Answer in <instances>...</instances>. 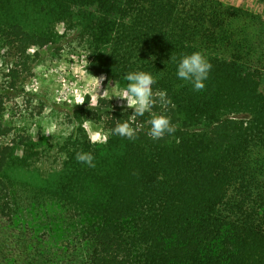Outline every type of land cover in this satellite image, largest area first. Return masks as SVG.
Masks as SVG:
<instances>
[{
  "label": "trees",
  "instance_id": "trees-1",
  "mask_svg": "<svg viewBox=\"0 0 264 264\" xmlns=\"http://www.w3.org/2000/svg\"><path fill=\"white\" fill-rule=\"evenodd\" d=\"M63 41L108 86L152 73L151 111L176 131L152 140L151 113L88 97L53 141L0 122V264H264V17L220 0H0L9 91ZM193 51L212 65L199 92L168 60ZM117 119L135 140L89 142L85 121L108 134Z\"/></svg>",
  "mask_w": 264,
  "mask_h": 264
},
{
  "label": "rangeland",
  "instance_id": "rangeland-1",
  "mask_svg": "<svg viewBox=\"0 0 264 264\" xmlns=\"http://www.w3.org/2000/svg\"><path fill=\"white\" fill-rule=\"evenodd\" d=\"M226 5L240 7L264 17V2L259 0H220ZM60 34L63 32L59 29ZM68 42V41H67ZM63 41L56 52L54 48L38 51V57L29 65V71L23 73L17 83V91L8 90L7 70L12 64L8 58H0V122L12 129V134L30 135L36 142L42 136L50 137L49 141L64 137V133L71 131L70 119L74 113V106L69 101V89L89 88L92 76L83 65L86 64V52L74 49ZM116 86H108L102 82L98 98L109 99ZM119 87V86H118ZM122 88V87H121ZM97 98V99H98ZM113 106L120 107L123 101L117 98L109 99ZM131 109V108H129ZM72 121V120H71ZM55 122V135H45L44 127ZM90 125L86 131L88 136L97 131L106 134L100 125L87 121ZM84 124V123H83Z\"/></svg>",
  "mask_w": 264,
  "mask_h": 264
},
{
  "label": "clouds",
  "instance_id": "clouds-1",
  "mask_svg": "<svg viewBox=\"0 0 264 264\" xmlns=\"http://www.w3.org/2000/svg\"><path fill=\"white\" fill-rule=\"evenodd\" d=\"M30 51H33V49H30ZM168 60L175 65V75L177 79L190 84L192 90L195 92L204 89V82L208 79L212 65L201 52L193 51L191 53L181 54L179 58L170 55ZM86 65L87 64L83 65L85 71ZM104 80L105 77L100 75L91 80L88 89L83 91L78 88L69 89L71 93V100L69 102L73 105L83 104L85 102V97H88L87 107L89 109L96 107L98 96L101 94L107 95L104 91L100 95L97 94ZM123 80L126 81V86L122 88L117 86L114 88L113 94L109 99L117 98L119 101H123L119 106L122 110L131 108L133 110L131 114L133 118L143 116L146 112L151 113V118L148 121L150 127L147 132V136L150 139L158 140L162 139L165 135L173 134L176 131V125L171 123L170 117L156 114L151 111L154 104L152 85L156 83V78L152 73L139 69L127 71L123 75ZM159 101L162 104H167L169 102L166 97V92L160 91ZM117 121L118 122L111 128L108 134H103L100 131L90 134L88 137L89 142L92 144L98 142L106 143L109 135L119 136L127 140H135L137 138L136 129L130 126L128 121L121 122L119 119H117ZM83 127L87 131L90 125L85 121ZM43 131L45 135H55L57 132L56 123H49L44 127ZM68 134V132L64 133L65 136ZM74 159L78 163L87 165L89 168L95 167L94 157L91 152L83 150L76 151Z\"/></svg>",
  "mask_w": 264,
  "mask_h": 264
}]
</instances>
